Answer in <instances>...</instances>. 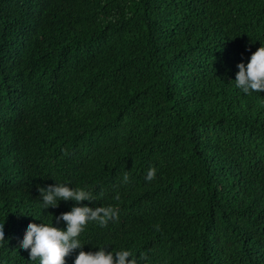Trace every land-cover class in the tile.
<instances>
[{
    "label": "trees",
    "instance_id": "16d2710c",
    "mask_svg": "<svg viewBox=\"0 0 264 264\" xmlns=\"http://www.w3.org/2000/svg\"><path fill=\"white\" fill-rule=\"evenodd\" d=\"M261 43L264 0H0V264H39L19 236L76 203L42 208L57 181L118 210L84 250L264 264V91L234 81Z\"/></svg>",
    "mask_w": 264,
    "mask_h": 264
},
{
    "label": "clouds",
    "instance_id": "9594fccd",
    "mask_svg": "<svg viewBox=\"0 0 264 264\" xmlns=\"http://www.w3.org/2000/svg\"><path fill=\"white\" fill-rule=\"evenodd\" d=\"M235 84L244 93L264 91V43L251 53L245 63L237 65ZM156 169L150 167L146 174L147 180L155 178ZM129 179L125 172L124 180ZM69 181H57L47 187H39L40 204L43 209L57 207L61 200H72L76 203L71 210L52 216L49 220L40 219L39 223L29 221L24 234L19 236V248L28 252L29 260L39 264H67L66 257L74 250L80 249L73 264H140V257L133 255L127 247L109 250L108 244L97 245L96 250H84L81 234L89 222L106 225L109 219L118 217V210L111 205L92 206L81 201L96 199L94 192L86 186H70ZM5 222L0 220V243L6 235ZM63 223V227L59 225Z\"/></svg>",
    "mask_w": 264,
    "mask_h": 264
}]
</instances>
